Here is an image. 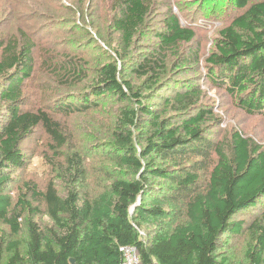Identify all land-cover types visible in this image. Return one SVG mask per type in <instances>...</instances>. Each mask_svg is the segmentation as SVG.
Listing matches in <instances>:
<instances>
[{
  "label": "trees",
  "instance_id": "1",
  "mask_svg": "<svg viewBox=\"0 0 264 264\" xmlns=\"http://www.w3.org/2000/svg\"><path fill=\"white\" fill-rule=\"evenodd\" d=\"M182 1L195 19L223 22L205 56L169 0H110L98 33L74 8L85 34L69 44L101 48L95 65L25 28L0 36V264H120L122 245L143 264H235L224 248L247 230L240 264H264V209L236 219L264 201V145L215 111L231 100L264 118V0ZM36 18L41 30L49 15ZM36 157L44 187L25 175ZM42 206L51 224L37 220Z\"/></svg>",
  "mask_w": 264,
  "mask_h": 264
},
{
  "label": "rangeland",
  "instance_id": "2",
  "mask_svg": "<svg viewBox=\"0 0 264 264\" xmlns=\"http://www.w3.org/2000/svg\"><path fill=\"white\" fill-rule=\"evenodd\" d=\"M109 1L110 0H99L100 8L98 9V0H0V36L17 34L18 32H20L21 29L24 30L25 28V30H28L29 34H33L34 37H36L38 42H45L46 44H48V46H50V43L53 42L55 45L54 50L63 49L66 46H69L71 47L70 49L73 53H77L78 55L84 54V56L88 57L91 61H93L94 65L98 62L103 63L106 57L103 54L104 51L95 44H86L82 46L69 44L75 42V39L77 38L81 39L79 37L85 34L82 29L77 28L73 24V22L70 21L75 17H79V13H76L74 11V8L79 11V6L82 4L81 10H83L86 14L87 22L88 20H95L97 22L96 26H93V23H88L87 29L90 31V28L95 30L96 27H100L101 31L105 32L112 17V13L109 7ZM179 1L182 0H169V2L174 7V13L178 15L181 20V23L184 26L192 25L193 27H195V29H197L198 36L196 38V41L194 42V45L195 48H197V45H199L200 54L205 52V56L207 55V53H209V47L212 44L213 38L217 36V28L221 27L223 25V22L208 21L199 18L197 20V18L195 19V17L193 16L196 5H190L189 7L183 5L182 7ZM184 1L187 0H183L182 3H184ZM22 4L23 6H27L28 9L23 10L22 15L20 16L18 12L21 11L20 8ZM14 10L17 11L16 15L14 14ZM42 12H46L49 15V19L47 20L46 24H44L43 29L38 30V22L36 17L37 14ZM28 13L35 14L33 20L29 18ZM51 17L53 18L50 19ZM96 32L98 33V31ZM97 37L104 39L103 36L100 35H97ZM105 40L107 42H111L112 46L108 51L111 54L115 55L114 53H116V47H118V37L110 38L108 34ZM151 40L155 41L154 38H152ZM102 42L103 41H101V44L104 43ZM147 43L148 42H145L144 44L147 45ZM203 69L204 67H201L198 72H195L193 74H179L177 75L176 79H192L193 77H196V75H204L205 72L203 71ZM202 85L203 88L207 91L208 99L212 98L217 105L220 102V104H222V101H225V99L227 98V95L222 94L223 91L217 86H214V84L212 85L210 80L205 79ZM37 95H39V93H36L35 96ZM106 105H108V103H106ZM227 109H229V114L221 112ZM215 111L219 112L220 114H223L224 116V123L222 124L223 128L238 127L244 132L246 136L253 137L264 145V118L262 115H248L244 113L241 108H237L235 106V102L231 100L225 103L224 108H215ZM99 117H102V119L107 120V117L103 116L102 114H97V118ZM86 124H88V127L85 133L95 129V125L92 124V122ZM79 138L84 137L79 136ZM30 147L35 148L36 143L33 142L32 144H30ZM93 166L94 169H96L95 165ZM45 171L46 167H44L43 162L40 158L36 157L33 159L30 169L25 172V175L28 178L34 179L35 181L39 182L40 187H44L46 185L45 180L47 177V173ZM14 177L20 179V172H16L14 174ZM91 178L94 177L91 176ZM21 186L22 182L19 181L17 186L12 187L16 189L13 191L14 195L15 193L17 195L18 193L17 187ZM45 208L46 206H42L44 213L37 217V220L41 225L51 224V219L45 213ZM263 209L264 201L260 203V207L257 206L256 208H252L246 211L245 213H241L237 216L236 219H244L249 224L254 220V217H256L258 213L260 214ZM2 227L7 229V226ZM251 237V232L247 230L242 235L233 238L224 248L226 255H228L235 264H240L241 262L245 261V253L248 247V243L251 240Z\"/></svg>",
  "mask_w": 264,
  "mask_h": 264
},
{
  "label": "built area",
  "instance_id": "3",
  "mask_svg": "<svg viewBox=\"0 0 264 264\" xmlns=\"http://www.w3.org/2000/svg\"><path fill=\"white\" fill-rule=\"evenodd\" d=\"M143 234L144 232L141 231ZM122 261L120 264H143L138 248L135 245H122L120 247Z\"/></svg>",
  "mask_w": 264,
  "mask_h": 264
}]
</instances>
